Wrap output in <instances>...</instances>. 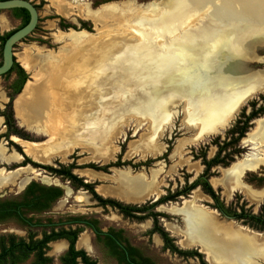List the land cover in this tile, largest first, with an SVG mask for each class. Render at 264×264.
<instances>
[{
    "label": "bare ground",
    "instance_id": "1",
    "mask_svg": "<svg viewBox=\"0 0 264 264\" xmlns=\"http://www.w3.org/2000/svg\"><path fill=\"white\" fill-rule=\"evenodd\" d=\"M171 1L175 2L176 10H173L174 7L172 10L167 9L157 16V19L154 17V20H133L135 26L144 28L142 31L136 30L140 37L137 44L134 41L120 44L115 39L107 41L101 39L102 37L90 36L88 33L86 36L80 32L69 36L70 46L64 54L50 53L38 61L40 73L33 76L32 82L25 84L23 91L13 102L16 115L20 116L25 124L41 127L49 134L45 143L25 142L13 138L24 148L27 155L45 162L48 160L46 155L49 151L65 155L71 150L74 141L89 138L94 157L106 159L112 151L109 139L114 132L120 130L118 126L126 118L124 116L134 112L143 113L146 108L154 111L159 103L158 96L169 89H173L174 93L180 92L186 98L183 97L186 118L191 126L198 129V136L210 135L229 123L247 98L264 91L262 76L255 75L243 81L240 74L241 69L245 67L242 62L247 58L246 50L254 48L257 44L256 38L260 41L264 39V0H229L225 1L223 6H218L214 3L215 0ZM167 2L168 0H165L164 4ZM206 3L212 8L206 11L203 21L214 6L219 8L207 25V22L202 24L201 21L199 26L193 25V28L197 27L193 29L194 32L180 31L174 42L164 38L161 42L154 41L152 31L160 30L159 37L176 32L186 19L197 17ZM159 4L151 3L149 8L151 5L161 7ZM230 5H234L237 12L228 13L229 17L221 23L225 24L224 27H217L220 21L218 18ZM105 9L107 8L96 14L102 15ZM58 12L65 14L61 9H58ZM207 32L211 35L204 40ZM220 44H223L225 52L232 54V59L238 62H233L232 77L226 76L221 78L223 80L214 75L217 67L215 62L218 59L216 53ZM125 50H128L127 55L130 57L123 55ZM181 51L185 55L179 54ZM145 56L149 57L146 69H138L134 86L129 85V91L118 104L103 110L100 105L101 94L106 89L103 87L102 75L107 71L108 63L113 67L117 59ZM19 57L22 67L30 70L33 62L25 59L24 55ZM203 63L211 67L201 66ZM196 66L203 72L196 75ZM30 102L37 106V113L34 109L30 112L25 108ZM92 110L100 117L91 122L90 118H87ZM256 124L264 129V119ZM91 132L96 136L91 137ZM251 135H248L249 139L252 138ZM157 147L151 137L129 147L127 153H139L144 156L148 152L156 151ZM5 152L0 144V159L5 156ZM254 162L252 158H246L231 166L224 175L230 177V182L238 172L252 166ZM19 173L22 174L20 171L10 176L0 173V190L8 182L15 180ZM85 173L90 177L91 172ZM158 173L159 171H152L150 178L146 179L140 172L133 175L129 170H114L110 180L116 183V187L110 193L122 200L139 202L152 192L155 186L154 178ZM24 181L23 178L20 184ZM231 190L232 186L229 187V191ZM199 199L195 194L191 201L183 203V208H165V211L182 217V235L187 244L201 248L206 259L212 264H237V259L250 260L253 263V258L264 262L263 237L249 234L221 221L214 212L196 205L195 202ZM77 245L87 246L85 233L79 236Z\"/></svg>",
    "mask_w": 264,
    "mask_h": 264
},
{
    "label": "rangeland",
    "instance_id": "2",
    "mask_svg": "<svg viewBox=\"0 0 264 264\" xmlns=\"http://www.w3.org/2000/svg\"><path fill=\"white\" fill-rule=\"evenodd\" d=\"M30 1H32V3L39 7V18L36 29L24 41L16 44L13 50L14 59L16 63L19 64V66L22 67V64L19 60L20 55H24L25 59H30L29 61L33 62V66L30 70H25L22 67L23 70L27 73L26 83L28 81L32 82L33 76L40 73V67L38 65V61L40 59L46 57L50 53L56 54L62 52L64 54V52L68 50L71 42L69 36L71 34H78L81 32L86 34L87 36L88 33L90 34V36L94 35L99 38L102 37L101 39H105L107 41L114 39L118 40L120 44L130 43L132 41L137 44V40L138 38L140 40V37L136 30L142 31L144 30V28L135 26L133 20H154L155 18L157 19V16H160L167 9L172 10V7L175 6V2L171 0H168L166 4H164L165 0L164 2L162 0H111L109 2H107V0ZM225 1L227 2L229 0H215L214 3H216L218 6H223L225 5ZM151 3H160L159 5L161 7L151 5L149 8V5ZM97 4L100 5L97 6ZM217 5L214 6L212 12H210L208 17H206V21H203V16L207 13V10H211L212 8L209 3H206V6L202 8V12L198 14L197 17L189 20L186 19L176 32L168 33L165 37H159L161 31L158 29L152 32L146 28L145 30L153 34V39L156 42H161L163 38L170 42H174V38H178L180 31L194 32L193 29H196L197 27L193 28V25L199 26L201 24V21L202 24H205L207 22L205 24L207 25L208 21L214 18L215 12L219 9ZM168 6H170V8H168ZM104 8H107L105 9L106 11L103 12L102 15L98 16L96 13L104 11ZM153 8L155 10H153ZM58 9L64 11L65 14H60L58 12ZM176 9L174 7L173 10ZM226 9L227 10L225 11V13L218 18L220 21L217 27H224L225 24L221 23H223L222 20H226V18L229 17L227 15L228 13L232 14L234 12H237V8L234 5H230L229 7L227 6ZM82 23L85 24V27H83V29ZM68 24L75 25V27L70 26L69 28H64L67 27ZM17 25L18 21L10 19L6 11H0V33L9 31L15 28ZM210 35L211 33L207 32L204 40L208 39ZM263 42L264 39L258 42L254 46V48H252V50H246L247 58L245 64L246 66L244 69L245 72H264ZM223 48V44H220V46H218V51L216 54L217 58H220L219 61H221L224 55L226 62L232 60L234 56L232 54L230 55L228 52L227 54L225 52V49ZM125 51L126 53L123 55L130 57L129 55H127L128 50ZM179 54L185 55L184 53H182V51L179 52ZM74 56H76V54H74ZM148 59V56H145L143 58H120L116 60V64L113 67H111L110 63H108L109 67L105 74L102 75V78H104L103 87L104 89H106L101 94L102 97L100 105H102L101 107L103 108V110L109 108L110 106H114L121 101L123 95L129 91V85L135 83V74L138 69H146V63ZM234 62L238 63L237 61ZM183 65L186 66V64ZM201 66L208 67L209 64L206 65L205 63H203ZM8 82L9 80L7 81L6 79L0 77V97L3 96L4 98L3 102L0 103L1 105H4V102L6 103L8 101L5 88L7 87ZM168 88L169 86L166 87V89ZM263 93L264 91L256 93L253 97L245 101V104L243 103V106L239 109L238 113L234 115L232 120L221 132H217L209 136H198V129L191 126L188 122V119L186 118V109L183 101L184 96H182L178 91L174 93L173 89H169V91H165L160 96H158L159 103L154 111L151 108L144 107L146 109L143 110V113L134 112L127 116H124L126 118L118 126L120 130L114 132V134H112L109 139L108 143L110 144L112 151L109 154V157H107L106 159L102 157L96 159L94 157L93 147L89 145L91 143V140H89V138L83 141H74L71 150L68 151L65 155H63L61 152L49 151L47 153L48 161L45 162H39L32 159L31 155H26L22 147L19 144L15 146L16 144L14 142L12 145L10 144L6 156H10L12 154L19 155L22 152L24 155H26V157H28L35 163L52 165L54 167H56L58 163H62L64 165H76L78 167H84L89 163H94L95 165L100 166L106 165L111 162H116L118 158L121 163H131V165H139L146 160L153 159L155 161L150 165L149 168L141 167L138 169H133L129 166L122 167L120 169L129 170L132 173L141 172L145 176V178H147V175L149 176V173H151L152 171H159L158 181L160 182V186L157 191L160 192L158 194L160 197L166 193L167 189H171L172 191H175V189H180L184 185L185 178L188 179L189 177V180L191 181L201 173L202 167L199 161H194L192 159L193 152H198L201 147L209 144L210 140H212L216 135L223 134L224 131L228 129L238 117L242 108L245 107L248 102L252 101L253 99H257V96ZM15 99L16 97L14 98V100ZM184 99L186 98L184 97ZM167 100L168 103H166ZM25 108L30 112H32V110L34 109L37 113V106L33 105V103L31 102ZM13 114L16 125L20 129L25 131V135H28L30 137L31 140L28 141L35 143H45L48 140L49 134L41 127L25 124L23 119H20V116L16 115V113L14 112V108ZM97 117H100V115L93 111L92 113H90L87 120H89L90 118V121L92 122ZM256 126V122L254 121L248 133H252L256 129ZM90 134H92V132ZM94 136L96 135L93 133L91 137ZM151 137L156 145H158V149L156 151L150 153L148 152L144 156L139 153L128 155L127 152L130 150L129 147L137 145L143 140L149 139ZM167 149L169 150L168 153H166ZM214 152L215 148L209 147L207 152L208 157H211ZM244 152H246V149L244 150ZM20 161H23V159L20 158L18 161H16V163ZM8 164L11 165L12 163ZM4 166L5 164H1V169H3ZM28 168L34 167L28 164L27 169ZM8 169L9 168H7V170ZM114 170L115 169H111L110 173L105 174L102 172H95L90 169H76L74 173L80 177H84L87 175L85 172H92V176L90 175V177H86L89 180L99 181V187H97V191L102 193V195L104 196L109 195L118 199V197L109 193L110 189H112L114 186L112 181H110L109 179L110 176L113 175ZM224 170L226 169H214L215 174L210 180V184L212 185V187L215 190L220 191V196L226 203H230V201H232V199L234 198V195H236L237 193V195L243 196L248 204L253 205L254 211L257 212L259 205L263 203L264 198L258 199L257 197H255L256 191L245 185H242L241 187L237 186L232 192H230L229 187L233 184L229 182L230 177L223 174ZM261 171H263L264 173V167H262L258 172ZM33 172L34 173L29 177H37L40 175L39 172V174L36 175L37 171ZM40 172L42 175L47 177H41L42 181L45 183H56V181L58 180L57 178L50 176L45 171ZM23 173L26 174V171H23ZM250 177L251 174L249 175V178ZM48 178H50V180ZM34 180L38 181L37 178H34ZM17 181L18 179L16 178L14 182L8 184L5 188L2 189V191L0 192V199H11L17 197V195L20 193V190L16 185ZM100 190H102V192ZM70 193L71 194L69 197L64 200H59L52 207V209H50V211L44 214L42 217L56 218L58 216L65 215H83L92 217L99 221L100 228L103 230L110 227L120 228L124 230L125 235L129 239V241L133 245L139 247L141 251L145 255L150 257L156 264H200V261L197 258L179 257L178 255L171 253L169 250H166L163 247L162 241L157 236L149 235L148 231L150 229V223L148 221L138 223L123 219L115 210L102 209L97 207L95 202L91 199L90 195L83 191L73 192L71 190ZM194 193L200 198L199 200H197L196 204L201 205L204 208L206 207L208 210H211L210 204L212 203V201L200 190L194 191L192 193V196ZM68 195L69 194H66V196ZM151 199L152 198L149 197L144 202L135 204L141 205L145 202L151 201ZM238 199L239 201L241 200V198ZM123 201L130 202L124 199ZM176 201L179 204L181 200ZM169 206L170 205H168V207ZM158 211V213L166 218L165 220L167 222H170L174 225L164 222V220H154V224L157 222L163 230H165L166 232L168 231L167 233L174 240L177 247L183 249H193L194 247H196L187 244L185 239L183 238V223L180 221L177 215L173 216L175 214H166L165 206L158 209ZM167 224L172 226V231L168 230L165 227V225ZM4 233H13L19 236L25 235L24 229L14 222L0 223V234ZM177 241L178 244L176 243ZM53 248L54 249L49 253L53 257L52 264H59L58 256L60 255V253L57 252H60L62 250L63 244L55 243ZM85 249L87 250V253L98 262V264H114V261L107 256L106 252L101 246L92 244ZM23 264H31V261L29 260Z\"/></svg>",
    "mask_w": 264,
    "mask_h": 264
},
{
    "label": "flooded vegetation",
    "instance_id": "3",
    "mask_svg": "<svg viewBox=\"0 0 264 264\" xmlns=\"http://www.w3.org/2000/svg\"><path fill=\"white\" fill-rule=\"evenodd\" d=\"M25 1L29 2L35 8V10L37 11V15H38L39 7L37 5H35L34 3H32V1H30V0H25ZM20 10H23L24 12H22ZM5 11L8 13V17L10 19H12L14 21H18V25L9 31H6L4 33H0V35H4V34H8V33L13 34L15 31L24 27L29 21V13L25 9H11V10H5ZM26 15L28 16V20H27V23L25 25H23L24 18L26 17ZM38 18H39V15H38ZM37 23H38V21H37ZM36 26H37V24H36ZM35 29H36V27H35ZM34 30L32 31V33L34 32ZM27 37H25L22 41H24ZM256 39H257V43L260 42L259 38H256ZM3 44H1V42H0V65L2 63ZM13 50H14V48H13ZM13 55H14V52H13ZM219 60H220V58H218L216 60L217 62H215V66H217V67H216V73L214 75L220 76V79L225 78L227 75L232 77L231 70L232 69L234 70V68H232L234 66V63H233L234 61H232L233 59L226 62L225 56H223L221 61H219ZM15 64H18V63H16V61L14 59L13 64L9 70L10 72L8 71L7 72L8 74L6 73V74L0 76L1 78L6 79L7 81L9 80L7 87H5L6 88V96L8 98V101L6 103L4 102V105L0 104V144H1L2 148H4V146H5L4 151H6L5 156L0 159V165L5 164V166L3 168L4 170L1 169L2 167H0V170L3 171L4 175H8V176L13 175L14 173H16L18 171H20L22 173V174L19 173L20 175L17 177L18 181L16 182V185L18 186L20 193L15 198L0 199V204H2V203H5V204L6 203H15L16 204L17 203L18 205L20 204L21 208L17 207V210L14 209L13 210L14 214L5 216V218L3 220H1L0 223L14 222L24 229L25 235L19 236L17 234H13V233H4V234H0V236H4L6 239H9V237H14V239L16 241H19V240L27 241L28 238L30 236H32L33 240L39 241L45 237H51L54 234H63V235L68 234V236L70 235L72 237V233L78 231L76 234L74 245H73L74 250L75 251H82L89 258V260L94 262L95 264H98V262L95 259H93L87 253V250L85 249V248L91 246L92 244H96V245L101 246L104 249V251L106 252L107 256L110 257L114 261V264H156L155 262H153V260L150 257L145 255L139 247L133 245L129 241L127 236L125 235L124 230H122L120 228L110 227V228L103 230L100 228V224H99V221L97 219L92 218V217H88V216H83V215H65V216H58L56 218H53V217L43 218L42 216L44 214H46L47 212H49L50 209H52V207L59 200H61V199L64 200L67 197H69L71 194L70 193L71 190L73 192L83 191V192L90 195L91 199L95 202L96 206L99 208L115 210L123 219L129 220V221H134V222H138V223L148 221L150 223V229L148 231L149 235L157 236L162 241L163 247L165 248L164 241L162 240L160 234L156 231V229H161V230H163V229L160 227V225L157 222L154 224V220H160V221L164 220V222H167V221L165 220L166 218H164L163 215L158 213L159 212L158 209H160L161 207H164V206H165V208H169V207H173V206H177L178 208H183V203L185 201H191L192 193L196 190H200L205 196H207L212 201V203L210 204L211 210L210 209L208 210L206 207L205 208L203 207L204 209H206L207 211L214 212L221 221H225L227 223H230V224L234 225L235 227H238V228L248 232L249 234L258 235V236L264 238V229L260 228V226L256 227L252 221L248 220L249 215H252L255 217H260L262 219L264 218V205H263L264 201H263V203H261L259 205L257 212L254 211L253 205L248 204L246 199H244V197L241 195H240L241 196L240 197L239 195H237V193H236V195H234V198L232 199V201H230V203H226L221 198L220 191L215 190L212 187V185L210 184V180L215 174L214 169H217V168L226 169L223 172V174H224L225 171H227L229 168H231V166H233L234 164H236V163H238V162H240L246 158H252L253 160H255V162L253 164H251L252 166L244 168L242 171L237 173V175L234 179H231L230 183H232L233 185H231L232 190L230 192H232L237 186L241 187L242 185H245L247 187H250L254 191H256L255 197H257L258 199L264 198V173H263V171L258 172L261 170L262 167H264V159H263L264 158V129L259 128L258 125L256 124L257 125L256 129L252 133H250V134H252L251 135L252 138H250V139L248 138V135H250L248 132L250 131L253 122L255 121L257 123L259 120L264 119V114L258 115L256 118H254L250 121V123H249L250 126H249L247 132L238 141V143L236 145V149H239L241 152L234 155L232 161H230L227 166L215 165V166H212L210 168V170H209V172L205 178H206L207 184L211 187L212 191L214 192L215 197H211L210 195H208L203 190V187L200 184V182L195 184V182L198 181L199 178L204 175L205 167L201 163V158H200L202 153H205L206 160L213 159L216 155L217 147L213 146L211 144L212 140L218 136L221 138V140H223L226 131L233 126V124L239 118L240 114L243 111H245L246 116L250 115L253 111L252 106H250V103L252 101H257L255 109H258L260 106H262L263 103H262L260 97H264V93L258 95L257 99H253L252 101L248 102L246 104V106L242 108V110L240 111V113H239L238 117L235 119V121L230 125V127L228 129H226L224 131L223 134L216 135L215 137H213L212 140H210L209 144H206L205 146L201 147L198 150V152H195V151L193 152L192 159L194 161H199V163L202 167L201 173L198 174L193 180L190 181L189 177H188V179L185 178L184 185L180 189H175V191H172L171 189H167L166 193L159 197L158 194L160 192H158L157 189L160 186V182L158 181L159 175H157L154 178L153 183L155 184V186L152 188V192L150 193V195H148L147 197H145L144 199H142L139 202L130 203L133 201L126 200V201H130V202H125L119 198L117 199V198L109 196V195L108 196L102 195V193L97 191V187H99V181L89 180L87 178L88 176L87 177L86 176L80 177L74 173V171L76 169H90V170L95 171V172H102V171H98V170H95V169L88 167L89 164H94V163H89V164L85 165L84 167H78L76 165H64L62 163H58L57 166L54 167L52 165H45V164L43 165V164L35 163V162L31 161L28 157H26L27 154H26L24 148L20 144L19 145L22 147V149L26 155H24L21 152L19 155L12 154L10 156H6L7 151L9 150L10 144L12 145L13 142L16 144L15 146H17V144H18L13 140V138L23 139V135H24L23 130L20 129L16 125L15 121H14V126H11L10 122H9L10 113H11V117L14 119V114H13L14 103L12 105V102H13L14 98L17 97L21 93V92L20 93L15 92L16 86L19 83V81L21 80V76L18 74V71L15 68ZM182 64H184V62H182ZM242 64L243 65L246 64V58L242 62ZM195 69H196V75L203 72V70H199L201 68H199L197 66L195 67ZM244 69H245V67L241 69L242 71L240 73L243 77V81H246V79H248L249 77H253L255 75L262 76L261 79L264 78V72H251V71L245 72ZM221 80H223V79H221ZM21 91H23V90H21ZM255 94L256 93L252 94L245 101H247L248 99L253 97ZM3 100H4V98H3V96H1L0 97V103H2ZM245 101L243 102L244 104H245ZM242 106H243V104L239 107V109ZM238 111L236 113H238ZM227 125H228V123L217 132L218 133L221 132ZM217 132H215V133H217ZM215 133H212V134H215ZM202 136H205V135H202ZM206 136H209V135H206ZM23 140H25V139H23ZM27 141H25V142H27ZM249 145L252 147L251 148L248 147ZM209 147L215 148V152L211 157H208V155H207ZM245 149H246V152H244ZM168 152H169V150L167 149L166 153H168ZM28 156H30V155H28ZM196 156H198L199 158L195 159ZM8 157H10L11 159H7ZM20 158H22L23 161L16 163V161H18ZM31 158L34 159L33 157H31ZM26 159H29V162H26ZM34 160H36V159H34ZM147 161H150V164L148 166L131 165V163H129V165L114 167L111 169L121 170L120 168L129 167V166L133 169H138L141 167L149 168L150 165L153 164V162L155 160L149 159V160L142 162L141 164H144ZM39 162H44V161L40 160ZM116 162H120L119 158L117 159ZM8 163H10V164L12 163V164L9 165ZM112 163H114V162H112ZM28 164H30L34 168H28L27 169ZM46 166L51 167L54 170H61V172L58 173V172H55L53 170L51 171V170H48L46 168H43ZM100 166H103V165H100ZM7 168H9V169L7 170ZM62 168H65L66 170H62ZM111 169H109L108 172H102V173H105V174L110 173ZM2 171H0V173H2ZM23 171H26V174H24ZM33 171H37L36 175H38L39 173H40V175L37 177H29L31 174L34 173ZM40 171H45L50 176L55 177L58 180L56 181V183H54V182L45 183L42 181L41 177H43V178H47V177L42 175ZM132 174L134 175L136 173H132ZM250 174H251V177L249 178ZM71 176L75 177L76 180L71 179L70 178ZM23 178L25 179V181L23 184H20V182ZM34 178H37L38 181H35ZM110 178H112V176H110ZM149 178H150V173H149V176L147 175L146 179H149ZM243 178H244V180H243ZM48 179L50 180V178H48ZM12 182H14V180L8 182L3 188H5L8 184H10ZM112 183L114 186L112 189H110V192H111V190L115 189V187H116V183L113 181H112ZM2 189L0 190V192L2 191ZM57 192L59 194L57 196H54ZM66 194H69V195L66 196ZM194 195H195V193L193 194V196ZM35 197H39L41 202H43L46 198L50 197V200H48V204H47L48 206L46 208H43L40 210L29 208L26 205L27 202L32 200ZM149 197L152 198L151 201L145 202L141 205L135 204V203H142L145 200H147ZM238 198H241V200L239 201ZM176 200H181V201L178 204ZM196 202H195V204H196ZM118 205H120L121 207H132V209L127 211L126 209L119 208ZM168 205H170V206L168 207ZM196 205H198V204H196ZM199 206H201V205H199ZM221 206L224 209H227L231 212H236L237 214H242L244 216V218L236 220L233 217L228 216L227 214H225L224 210L221 209ZM137 209H140V210H137ZM165 213L170 214V215L174 214V213H170L168 211H166ZM15 214L16 215L19 214V215L16 216ZM176 215L177 214H175L173 216H176ZM177 217H179L180 221L183 223L182 217H180L179 215H177ZM170 219H173V218H170ZM167 223H170V222H167ZM170 224H172V223H170ZM238 224H240V225H238ZM172 225H174V224H172ZM183 226H184V224H183ZM165 227L171 228V229H168L171 231L173 229L172 226L169 224L165 225ZM177 227H181V226H177ZM163 231L172 240V244L178 250L195 251L201 256V259L205 263L212 264V263H209V261L206 259L204 253L200 250L201 248L194 247L193 249H190V248L183 249V248L177 247L175 245L174 240L167 233L168 231L167 232L165 230H163ZM84 233L86 235L88 234L87 235V246L86 247L85 246H77L79 236L84 234ZM149 235H147V236H149ZM55 243H62L63 244L62 250L60 252H57V253H60V255L58 256V262H59V264H63L62 260L66 256V254L68 253V251L70 249V241L64 236V237L56 238L54 240H48V242H46V244H45L46 248L44 249V251H45V257L50 259V262L48 264H52V262H53V257L49 253H50V251H52L54 249L53 247H54ZM176 243L178 244V241ZM165 249L169 250L167 248H165ZM174 254H176V253H174ZM176 255H178V254H176ZM179 257H183V256H179ZM183 258H197V257H183ZM29 260L31 261V264H34L35 255L33 253L30 254L28 259H26L24 262H21L19 264H23ZM75 261L77 262V264H83L81 256H78L75 259ZM252 262L253 263H251L250 260L237 259V264H264V262H262L259 259H255V258H253Z\"/></svg>",
    "mask_w": 264,
    "mask_h": 264
},
{
    "label": "trees",
    "instance_id": "4",
    "mask_svg": "<svg viewBox=\"0 0 264 264\" xmlns=\"http://www.w3.org/2000/svg\"><path fill=\"white\" fill-rule=\"evenodd\" d=\"M111 0H107L109 2ZM100 4H97V6ZM24 12L23 10H20ZM26 13V12H25ZM28 16L24 18L23 25L27 23ZM70 26L75 27V25H70L68 24L67 27L64 28H69ZM85 27V24L82 23V29ZM11 35V33L0 35V42L1 44L4 43V41ZM15 68L18 71V74L21 76V80L16 86L15 92L20 93L21 90L23 89V86L26 83L27 80V73L23 70L21 66L18 64H15ZM10 72V71H9ZM8 74V73H7ZM263 105L260 106L258 109H255V106L257 104V101H252L250 103V106H252L253 111L250 115L246 116L245 111H243L239 118L235 121L233 126L229 128L224 136V139L221 140V138L218 136L214 138L211 142L213 146L217 147V152L216 155L213 159L211 160H206L205 158V153H202L201 155V163L204 165L205 170H204V175L199 178L198 181L195 182L197 184L200 182V184L203 187V190L210 195L211 197H215L214 192L212 191L211 187L207 184L206 182V176L212 166L215 165H223L227 166L230 161H232L234 155L240 153L241 151L239 149H236V145L238 141L244 136V134L247 132L249 128V123L252 119L256 118L258 115H263L264 114V97H260ZM10 119V125L14 126V119L11 117V113L9 115ZM23 139L25 140H31L28 135H25V131H23ZM199 157L196 156L195 159H198ZM26 162H29V159H26ZM150 164V161H147L144 164H140L138 166H148ZM124 165H129V163H120V162H114V163H109L103 166H97L94 164H89L88 167L102 171V172H108L109 169L114 168V167H120ZM48 170H53L55 172H61V170H54L51 167H43ZM62 170H66L65 168H62ZM68 172V171H67ZM73 180H76L75 177L71 176L70 177ZM194 184V185H195ZM193 185V186H194ZM59 193L57 192L54 196H57ZM53 196V197H54ZM48 200L49 198H46L43 202L40 201L39 197H35L32 200L27 202V206L31 209H43L46 208L48 205ZM119 208L126 209L127 211L131 210L132 207H121L118 205ZM17 207L21 208L20 204L18 205L17 203H2L0 204V221L5 218L7 215H12L14 214V209L17 210ZM221 209L224 210L225 214L228 216L233 217L236 220L244 218L242 214H237L236 212H231L227 209H224L221 206ZM140 210V209H137ZM16 215V214H15ZM17 214L16 216H18ZM248 220L252 221L256 227L260 226V228L264 229V218L260 217H255L252 215L248 216ZM156 231L160 234L162 240L165 243V248L169 249L172 253H176L179 256L183 257H197L200 260V264H207L205 263L202 259L201 256L195 252V251H182L178 250L173 244L172 240L168 237V235L161 229H156ZM78 231L72 233V237L68 234L63 235V234H54L51 237H45L42 240L36 241L33 240V237L30 236L27 241L19 240L16 241L14 237H9V239H6L4 236H0V264H19L21 262H24L30 254L35 255V261L34 264H48L50 262V259L45 257V251L44 249L46 248L45 244L48 242V240H54L56 238L60 237H66L70 241V249L66 256L63 258L62 262L63 264H77L75 259L78 256H81L82 258V263L83 264H95L94 262L90 261L89 258L82 252V251H75L73 248L74 241L76 238V234Z\"/></svg>",
    "mask_w": 264,
    "mask_h": 264
},
{
    "label": "water",
    "instance_id": "5",
    "mask_svg": "<svg viewBox=\"0 0 264 264\" xmlns=\"http://www.w3.org/2000/svg\"><path fill=\"white\" fill-rule=\"evenodd\" d=\"M11 9H25L29 13V21L24 27L11 34L4 42L2 48V63L0 65V76L6 74L13 64L14 46L20 43L25 37L32 33L38 21L37 11L29 2L25 0H0V11ZM248 147L251 148L252 146L249 145Z\"/></svg>",
    "mask_w": 264,
    "mask_h": 264
}]
</instances>
